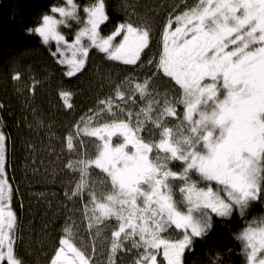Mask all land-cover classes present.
Masks as SVG:
<instances>
[{"label": "snow or ice", "instance_id": "snow-or-ice-1", "mask_svg": "<svg viewBox=\"0 0 264 264\" xmlns=\"http://www.w3.org/2000/svg\"><path fill=\"white\" fill-rule=\"evenodd\" d=\"M122 8L126 18L107 35L108 0H64L28 30L46 45L56 42L53 55L67 65V77L85 69L92 49L150 72L117 83L113 95L99 100L66 136L70 152L83 146L81 136L99 141L94 156L85 151L66 165L79 179L65 195H88L84 219L92 242L78 245L75 222L66 224L49 264H96V241L109 229L107 264L133 251V264H184L186 250L213 227V216L244 217L254 202L264 203V0L186 4L164 19L158 43L151 18L134 21L139 14L127 0ZM70 22L79 25L71 42L59 30ZM154 46L158 54L146 60ZM155 77L178 89L158 88ZM60 96L71 109L72 93ZM138 102V111L125 107ZM7 140L0 130V264H26L17 252ZM170 229L181 237L172 239ZM237 239L246 264H264V216L253 218Z\"/></svg>", "mask_w": 264, "mask_h": 264}, {"label": "trees", "instance_id": "trees-1", "mask_svg": "<svg viewBox=\"0 0 264 264\" xmlns=\"http://www.w3.org/2000/svg\"><path fill=\"white\" fill-rule=\"evenodd\" d=\"M81 5L89 0H77ZM125 0H108L110 23L102 26L104 35L122 22L126 16L122 8ZM135 6L139 22L151 18L153 37L164 19L178 14L185 5L196 0H127ZM64 0H0V130L8 137L6 147V175L14 192L11 207L17 214L19 240L17 252L26 264H49L59 246L66 224L75 222L77 244H91L92 237L84 219L88 195L69 199L65 193L74 188L79 179L77 173L67 168L69 160H75L85 151L91 157L96 153L95 137L81 136L83 146L70 152L66 136L75 131L81 117L92 115L99 107V100L113 95L121 80L134 76L143 80L150 75L145 68L123 65L108 60L103 53L92 49L85 69L75 77H67V65L58 63L53 44H44L41 37L28 30L39 25L42 16L51 15V7L63 5ZM61 26L60 32L70 42L79 25ZM158 54L153 47L145 58ZM20 80H14V74ZM38 83L31 90L33 81ZM155 84L162 90L178 89L168 78L155 77ZM61 91H70L71 109L65 106ZM138 105H127L138 111ZM183 105L178 106L182 114ZM120 118H125L120 114ZM99 119V118H98ZM107 119V117H105ZM173 118H169L172 120ZM179 167V162H174ZM94 172L99 173L98 169ZM101 176L103 174H100ZM98 179V177H93ZM99 185L97 188L99 189ZM264 216V203L254 202L244 217L234 213L232 218L213 216V227L208 233L194 240L192 250H186L184 264H246L241 241L237 235L253 219ZM172 239L181 237L179 231L170 229ZM110 229L96 241V264H107V244ZM135 253L121 254L119 264H133Z\"/></svg>", "mask_w": 264, "mask_h": 264}, {"label": "rangeland", "instance_id": "rangeland-1", "mask_svg": "<svg viewBox=\"0 0 264 264\" xmlns=\"http://www.w3.org/2000/svg\"><path fill=\"white\" fill-rule=\"evenodd\" d=\"M60 27H61V26H60ZM73 39H74V38H73ZM70 42H71V41H70ZM49 44H53V47H54L53 49L56 51V48H57V44H56V42H55V41H50ZM57 55H58V57H59V54H57ZM68 55L70 56L71 53L69 52ZM113 139H114V141H115L117 138L114 137Z\"/></svg>", "mask_w": 264, "mask_h": 264}]
</instances>
